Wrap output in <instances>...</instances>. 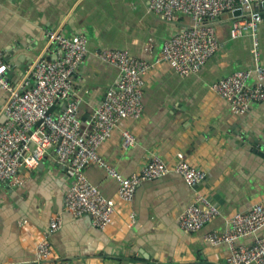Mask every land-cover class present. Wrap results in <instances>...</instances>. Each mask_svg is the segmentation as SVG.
<instances>
[{
    "label": "crops",
    "instance_id": "0c3cea01",
    "mask_svg": "<svg viewBox=\"0 0 264 264\" xmlns=\"http://www.w3.org/2000/svg\"><path fill=\"white\" fill-rule=\"evenodd\" d=\"M150 1L0 0V53H8L16 64L7 76L19 85L33 61L54 57L57 47L50 44L49 29H60L69 37L84 34L89 51L74 76L73 92L81 99L79 115L85 121L119 76L116 67L98 58V49L127 50L154 63L164 42L191 24L192 19L181 13L169 21L150 12ZM231 27V13L218 17L220 47L199 72L180 76L167 64L152 67L146 76L142 115L122 121L100 148L103 158L124 177L141 170L154 155L174 165L183 153L191 164L207 171L204 181L192 188L181 175L170 172L140 183L127 202L117 195V179L92 164L86 168L89 179L116 201L112 224L101 229L90 217L65 209L75 176L57 162L51 147L37 166L20 168L22 184L0 183V264L62 260L72 264H228L229 244H211L206 234L228 230L234 213L264 203V100L235 115L229 102L213 90L222 78L254 65L251 36L232 38ZM259 39L264 64V20L259 23ZM256 81L252 76L250 83ZM7 98V91L0 88V117ZM127 127L135 133L136 143L125 148L122 129ZM197 191L207 193L221 213L202 229L188 232L179 218ZM55 218L61 226L46 239ZM257 236H264V228L238 243L252 244ZM45 240L52 246L50 259L38 254Z\"/></svg>",
    "mask_w": 264,
    "mask_h": 264
},
{
    "label": "built area",
    "instance_id": "2783aa9c",
    "mask_svg": "<svg viewBox=\"0 0 264 264\" xmlns=\"http://www.w3.org/2000/svg\"><path fill=\"white\" fill-rule=\"evenodd\" d=\"M261 3L264 0H151L150 12L169 21L181 13L192 19L191 24L164 42L154 63L127 50L98 49V58L116 67L119 76L85 121L79 115L81 99L73 92L74 76L89 51L84 34L69 37L60 29H49L50 44L57 47L54 57L43 56L33 61L26 80L19 85L7 76L11 67L8 53H0V88L8 93L3 110L7 119L0 123V183L8 187L22 184L20 168L37 166L52 147L57 162L75 176L65 197V209L76 216L90 217L92 224L101 229L112 224L116 201L105 196L89 179L86 168L92 164L100 165L117 179V195L127 202L132 201L140 183L170 172L181 175L192 188L198 187L207 177V171L191 164L183 153L178 154L174 165L154 155L141 170L124 177L103 158L100 148L122 121L142 115L146 76L152 67L167 64L180 76L200 71L220 47L216 23L226 12L232 15V38L251 36L254 65L222 78L213 85V90L229 102L235 115H242L252 103L263 101L259 23L264 20V10H255ZM236 10L241 13L234 14ZM252 76L257 79L253 84ZM53 106L54 110L50 111ZM122 139L125 148L136 143V135L128 127L122 129ZM220 213L219 205L207 193L197 191L194 201L181 213L179 223L185 231L196 232ZM229 223L228 230L209 232L206 239L211 244H229L228 264H264V236H257L252 244L238 243V239L257 235L264 228V203L256 202L248 211L234 213ZM60 226V219H52L46 239ZM38 254L43 259L51 258L52 246L48 240L40 244ZM58 264L72 263L62 260Z\"/></svg>",
    "mask_w": 264,
    "mask_h": 264
},
{
    "label": "water",
    "instance_id": "95a60500",
    "mask_svg": "<svg viewBox=\"0 0 264 264\" xmlns=\"http://www.w3.org/2000/svg\"><path fill=\"white\" fill-rule=\"evenodd\" d=\"M255 10H256V11H259V10L263 11V10H264V3H261L260 5L256 6ZM240 13H241L240 10H236V11L234 12V14H240ZM262 17L264 18V11L262 12ZM7 58H8V60L10 61V66H11L12 68H14L16 64H15V62L13 61L12 56H10L9 54H7ZM49 59H50V58H49ZM11 67H10V68H11ZM62 105H64V103H62ZM52 110H54V106L51 107L50 111H52ZM0 118H1L0 123H3V121L7 119V118H6V115H5L4 113H3V115H1ZM261 148H262V146H261ZM262 149H264V147H263ZM263 155H264V153H263ZM262 237H263V236H262Z\"/></svg>",
    "mask_w": 264,
    "mask_h": 264
}]
</instances>
